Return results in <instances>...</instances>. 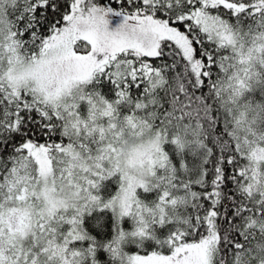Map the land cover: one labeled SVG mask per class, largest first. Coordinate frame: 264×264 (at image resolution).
<instances>
[{
  "label": "snow or ice",
  "instance_id": "obj_1",
  "mask_svg": "<svg viewBox=\"0 0 264 264\" xmlns=\"http://www.w3.org/2000/svg\"><path fill=\"white\" fill-rule=\"evenodd\" d=\"M0 264H264V0H0Z\"/></svg>",
  "mask_w": 264,
  "mask_h": 264
}]
</instances>
